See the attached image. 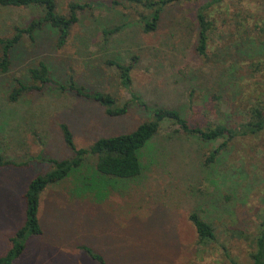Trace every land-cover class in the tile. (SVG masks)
Listing matches in <instances>:
<instances>
[{
  "label": "rangeland",
  "instance_id": "374dc122",
  "mask_svg": "<svg viewBox=\"0 0 264 264\" xmlns=\"http://www.w3.org/2000/svg\"><path fill=\"white\" fill-rule=\"evenodd\" d=\"M54 1L62 14L69 1L93 8L78 15L61 48L47 27L34 42L23 37L0 73V156L13 165L0 169V255L23 222L28 181L50 168L44 159L71 157L60 124L79 149L132 131L156 107L174 109L190 127L204 128L235 126L250 108L264 105V0H222L208 8L213 30L203 56L194 50V14L210 0L172 4L150 33L141 31L139 14L145 12L128 0ZM37 15L32 8H0V37ZM114 27L104 38L101 31ZM130 60V91L142 105L130 102L115 68L106 65ZM38 61L54 84L66 86L71 78L87 92L126 104L125 113L107 116L96 103L50 84L9 101L14 80L28 84L26 70ZM220 143L163 122L140 152V175L114 187L94 176V157L86 156L77 173L40 193L41 232L26 240L13 264H97L81 246L106 264H251L264 224V129L218 149ZM190 213L210 224L212 241H196Z\"/></svg>",
  "mask_w": 264,
  "mask_h": 264
},
{
  "label": "trees",
  "instance_id": "16d2710c",
  "mask_svg": "<svg viewBox=\"0 0 264 264\" xmlns=\"http://www.w3.org/2000/svg\"><path fill=\"white\" fill-rule=\"evenodd\" d=\"M131 4L145 12L139 14L141 31L150 33L154 31L160 13L181 0H128ZM191 1V0H186ZM222 0H210L204 3L194 14L196 25V46L194 50L200 56L204 55L206 46L213 30V22L209 19L208 8L217 5ZM93 5L88 2L69 1L65 7V13L57 11L54 0H0V8H32L38 10V15L20 27H12V33L7 37H0V73L4 74L8 68V57L10 52L26 37L30 42H34V35L43 27H47L54 35V46L61 48L66 41L69 29L77 23L78 15L85 10H90ZM118 27L102 30L104 38L113 34ZM135 57H131L133 61ZM131 60L126 65L107 61V66H113L117 73L119 85L128 91L130 102L142 105L140 100L130 91L129 72L132 68ZM28 84H23L15 79L16 87L12 88L8 99L11 102L25 92L39 91L42 87L50 84L56 90L65 89L72 91L75 95L96 103L104 109V113L110 117H118L125 113L126 104L117 105L116 100L109 94L93 91L87 92L79 86H75L71 78L66 86L56 85L49 78L46 65L38 61L34 67L26 70ZM163 122L175 125L177 129L185 135H194L205 143L221 140L218 149L225 143L237 136L254 134L264 129V105L256 104L245 113V118L235 126L228 127L224 124H214L204 128L190 127L174 109L156 107L150 110V118L138 124L132 131L109 137L95 139L87 148L75 149L71 134L64 124H60L59 131L64 145L70 150L71 157L63 160L44 161L50 164V168L43 174L36 175L28 181L22 193L23 200V222L8 238V247L0 255V264H13L24 249L26 240L31 236H37L41 230L37 218L39 195L49 185L58 184L68 176L77 173L82 168L83 160L86 156L94 157L93 171L101 183L114 187L119 182H127L136 179L142 169L139 161L140 152L155 136ZM213 156V152L210 153ZM13 166L11 162L0 156V169ZM112 184H111V182ZM106 183V184H105ZM84 190H86L84 188ZM188 220L196 235V241L206 243L213 240V231L209 223L201 220L195 213H190ZM254 249L250 254L251 264H264V224L259 228L254 238ZM80 249L97 264H106L103 258L92 253L88 248L81 246ZM231 264H236L231 262Z\"/></svg>",
  "mask_w": 264,
  "mask_h": 264
}]
</instances>
